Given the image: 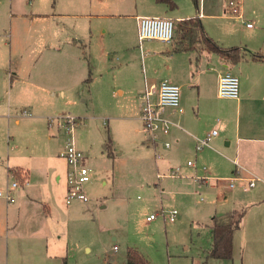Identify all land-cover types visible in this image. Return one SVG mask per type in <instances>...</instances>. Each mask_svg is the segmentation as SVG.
<instances>
[{
  "label": "rangeland",
  "instance_id": "rangeland-1",
  "mask_svg": "<svg viewBox=\"0 0 264 264\" xmlns=\"http://www.w3.org/2000/svg\"><path fill=\"white\" fill-rule=\"evenodd\" d=\"M208 1L214 8H207L206 13L225 15L205 20L216 42L264 54V0H241L242 19L228 11V0ZM139 2L0 0V55L7 53L9 57L13 42L19 52L35 59L33 45L37 39L47 32L57 33L52 47L60 45L58 53L67 55L70 66L65 79L62 67L40 66L36 70L41 79L48 76L45 88L55 96L51 105L49 100L33 99L34 117L18 116L24 105L12 106L21 121L0 138V187L6 189L14 181L8 166L16 162L32 161L45 170L63 161L51 155L57 143L67 139L58 124L65 116L77 118L76 143L92 170V181L85 185L88 203L74 201L67 205L62 188L55 192L53 200L58 208L50 224L43 227L47 234L39 236L30 225L0 228V264H25L22 252L47 246L52 252L64 250L62 260L66 264H105L109 258L123 264L128 247L138 249L152 264H264V236L246 246L245 262V238L242 240L240 233L232 260L209 258L212 237L205 223L213 218L230 221L224 196L202 182L200 176L189 173L194 166L188 162L195 163V158L188 154L174 157L172 166H156L155 149L149 135L141 130L142 101L136 90L148 79L163 76L166 70L158 62L141 59L146 41L139 40L138 26L132 18L139 13ZM247 23L254 27L248 28ZM205 47L198 44L199 49ZM32 61L24 62L26 73L31 72L27 65ZM254 72L263 74L264 67H256ZM129 76L134 78V87L127 83ZM24 98L21 93L18 101L22 103ZM50 118H54L51 125ZM177 167L180 174L169 175L171 168ZM174 209L178 213L175 221H170L166 217ZM254 210L264 216V207ZM155 212L159 216L148 221ZM5 214L6 208L0 207V215ZM256 215H249L248 226ZM114 244L119 247L116 252H112ZM50 260L45 259L44 264H50Z\"/></svg>",
  "mask_w": 264,
  "mask_h": 264
},
{
  "label": "crops",
  "instance_id": "crops-1",
  "mask_svg": "<svg viewBox=\"0 0 264 264\" xmlns=\"http://www.w3.org/2000/svg\"><path fill=\"white\" fill-rule=\"evenodd\" d=\"M139 1L137 5L139 13L132 16L137 26L140 16L169 17L175 22L197 17L209 34L210 29L206 25V18L211 16L224 18L225 16L206 13L207 8H214L207 0H198V6L194 0ZM221 8L223 10L220 5ZM247 27L253 28L254 26ZM56 34L47 32V35H42L37 39L33 45L36 54L35 59L34 57L29 59L28 54L24 55L23 52H19L13 42L9 57H7V53H4L3 56L0 55V138L6 134V131L10 132L13 125L20 123L21 118L18 116H21L22 110L30 108L31 110L28 109V111L33 114V99L40 97L49 100L51 105V97L55 96V93L45 88L46 81L49 79H47L48 76H44L42 79L39 77L40 71L36 70H39L40 66L43 68L62 67L63 79L69 77L70 66L67 55L58 53L62 50L60 45L52 47L55 44L52 42V38L57 37ZM177 38L178 32L175 31V39L172 42L144 40L147 49L144 48V52L141 51L142 60L148 58L153 63L158 62L165 68L166 73L159 78L148 79V82L145 81L144 85L137 88L136 92L140 100L146 83L158 85L163 79L168 78L181 86L183 111L174 112L170 108L165 110L166 116L174 122L170 133L165 137L171 142V147L165 148L162 144H158L161 157H155L158 160L156 166L157 168L162 165L165 167L167 165L172 166L175 158L183 154L194 157L195 163L192 165L194 168L191 166L192 169L189 173L194 177L197 175L200 177L209 176V179H201V181L215 188L224 196L230 218V221L225 223L233 221V211H239V208L245 211V215L247 213L246 217L245 215L243 217L241 227L234 232L233 238V255L238 233L242 235V240L245 238L242 254L246 262V246L253 244L251 240L261 239L264 236V216L256 215L258 210H254L264 207V119L260 120V116H264V73L257 75L254 72L256 67H264V57L253 59L251 56L252 53H259L262 56L264 54L241 47L244 54L243 58L233 63L206 48L175 51L174 46ZM220 45L226 47L224 43ZM1 50L2 48H0ZM28 60L33 61L31 65H27L31 68V72L26 73L24 68L27 63L24 64V62ZM226 71H231L238 77H242L238 99L223 98L218 94L219 78ZM244 71H247L248 75H243ZM127 83L130 87H134L133 76L127 78ZM15 87H17L16 93L13 92ZM120 90L121 93H124L123 89ZM21 93L27 97L22 103L18 101V96ZM61 95L62 98L65 97L64 90L61 91ZM57 100L58 98L53 102L56 103ZM16 105H24L19 109L18 116L12 112V106ZM34 116L33 114L25 117ZM43 116V119L47 118L46 115ZM42 123L45 125L44 120ZM214 129L218 130V135L212 139L210 145L200 151L196 150L198 139L205 137ZM65 141L57 143L55 153L51 156L60 157L59 152L64 147ZM87 161L86 159V164ZM203 166L207 167V173L202 170ZM11 170L20 171L21 177L19 178ZM8 171L13 176V180L19 182V187L15 191L16 200L14 203H7L4 198L0 197V207L6 208V214L0 215V228H8L11 226L10 224L14 226V229L18 226L30 225L40 234L39 236L47 234L43 227L50 224L53 212L58 208L55 200H53V195L62 188L63 200L66 196L68 172L66 160L63 159L60 163L55 162L52 167L45 170H41L32 161L16 162L15 165L8 166ZM253 176H258L261 179L255 186L244 189L240 179L248 180ZM233 177L238 180H230ZM232 182L235 184L233 187L231 186ZM3 189L5 187H0V190ZM164 196L168 197L169 195L164 194ZM244 208L250 212L248 213ZM253 212L256 216L253 217L252 226H248L246 221ZM214 221L223 224V222H218L216 218H213L210 223H205L212 241L213 230L210 226ZM115 245L112 246V252H116L113 250ZM64 252V250L52 252L47 246L45 249L24 251L22 256L25 264H44L46 263L44 260L47 258L51 259L50 264H64L65 261L62 260ZM125 262L126 259L123 264ZM105 264L115 263L109 258Z\"/></svg>",
  "mask_w": 264,
  "mask_h": 264
},
{
  "label": "built area",
  "instance_id": "built-area-1",
  "mask_svg": "<svg viewBox=\"0 0 264 264\" xmlns=\"http://www.w3.org/2000/svg\"><path fill=\"white\" fill-rule=\"evenodd\" d=\"M227 9L234 14L237 19H242L243 13L241 8V0H228ZM175 20L169 17L161 16H140L138 18L139 40H160L164 42H172L175 39ZM247 26H252L247 23ZM218 94L223 98L238 99L240 97V78L231 71H226L219 78ZM141 130L149 135L150 142L155 149V157L160 158L158 144H162L165 148L171 147V142L165 137L170 133L174 122L166 116L165 110L172 109L174 112H182L181 106V86L172 82L170 79H163L158 85L145 84L144 92L141 95ZM21 116H32L33 114L24 109L20 112ZM58 124L62 127L67 135L64 147L60 150L59 156L66 160L68 164L67 172V191L65 202L71 205L74 201L88 203L90 200L86 192L85 185L92 181V170L86 164L87 156L77 146L75 139V130L78 125L77 118L73 116H65L59 118ZM54 118H50V125ZM218 135V130L214 129L205 137L198 139L196 150L200 151L204 147L209 146L212 139ZM189 165H194L191 161ZM203 170L207 173V167ZM180 174V168H171L169 175L177 176ZM160 176V175H158ZM200 179H209L207 175L199 177ZM261 178L253 176L243 182L244 189H248L256 185ZM230 180L235 181L233 177ZM234 182L231 183L233 187ZM19 187L17 180L12 181L5 190H0V197L4 198L7 203H14L16 200L15 191ZM178 211L176 209L169 212L166 217L170 221H175ZM159 216V213H151L148 221H152ZM113 250L117 251L118 246L115 245Z\"/></svg>",
  "mask_w": 264,
  "mask_h": 264
},
{
  "label": "trees",
  "instance_id": "trees-1",
  "mask_svg": "<svg viewBox=\"0 0 264 264\" xmlns=\"http://www.w3.org/2000/svg\"><path fill=\"white\" fill-rule=\"evenodd\" d=\"M169 1V0H166ZM198 6V0H194ZM175 31L178 32V38L175 42L174 50H196L198 44L203 43L207 50L219 54L221 57L236 63L243 58L241 47H223L218 44L205 30L200 19L190 18L178 21L175 24ZM253 59H262L259 53L251 54ZM13 171L19 178L21 172L18 170ZM24 177V176H23ZM245 211H233V221L231 223H217L214 221L211 224L213 230V241L208 251L209 258L217 259H232L233 258V238L234 232L241 227ZM66 264V262L64 263ZM125 264H151L149 259L145 257L138 249L128 247Z\"/></svg>",
  "mask_w": 264,
  "mask_h": 264
}]
</instances>
